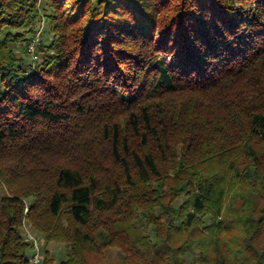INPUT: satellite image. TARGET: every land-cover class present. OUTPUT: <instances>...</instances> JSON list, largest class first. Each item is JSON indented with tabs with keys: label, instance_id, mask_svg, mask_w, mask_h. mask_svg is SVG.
<instances>
[{
	"label": "trees",
	"instance_id": "1",
	"mask_svg": "<svg viewBox=\"0 0 264 264\" xmlns=\"http://www.w3.org/2000/svg\"><path fill=\"white\" fill-rule=\"evenodd\" d=\"M25 220L39 264H264V0H0V264Z\"/></svg>",
	"mask_w": 264,
	"mask_h": 264
},
{
	"label": "rangeland",
	"instance_id": "2",
	"mask_svg": "<svg viewBox=\"0 0 264 264\" xmlns=\"http://www.w3.org/2000/svg\"><path fill=\"white\" fill-rule=\"evenodd\" d=\"M37 41H39L38 38H37ZM35 45L36 44H34L33 46H30L29 51L31 53L34 51ZM24 234L26 235V237L28 236V239L30 240L32 239L29 238V235H32L35 238H37V240L43 241L45 248H48L50 250V252L53 254L57 263H59L62 259H64L65 252H66V246L60 242H51L47 244L44 241V238L41 235H38L31 227L30 222H27L26 220L24 222ZM90 261L92 264H122L121 251L116 247L107 248V249H104L103 252L99 254H91Z\"/></svg>",
	"mask_w": 264,
	"mask_h": 264
},
{
	"label": "built area",
	"instance_id": "3",
	"mask_svg": "<svg viewBox=\"0 0 264 264\" xmlns=\"http://www.w3.org/2000/svg\"><path fill=\"white\" fill-rule=\"evenodd\" d=\"M36 42H37V40H35L33 42V44H31V46L36 44ZM29 238L32 239L31 241L33 242V248H34V253H33V256H32L33 264H39L40 261H41V247H40L39 240H37V238H35L32 235H29Z\"/></svg>",
	"mask_w": 264,
	"mask_h": 264
}]
</instances>
